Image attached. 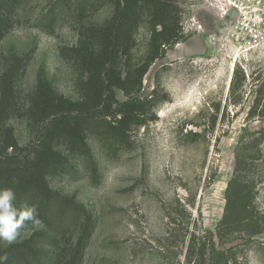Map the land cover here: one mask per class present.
I'll use <instances>...</instances> for the list:
<instances>
[{
	"label": "rangeland",
	"instance_id": "obj_1",
	"mask_svg": "<svg viewBox=\"0 0 264 264\" xmlns=\"http://www.w3.org/2000/svg\"><path fill=\"white\" fill-rule=\"evenodd\" d=\"M69 2L25 0L12 13L0 43V73L13 55L29 57L17 80L21 102L41 73L60 93L81 95L72 63L61 54L79 37ZM182 5L186 38L153 63L140 93L148 97L159 86V96L168 95L156 106V118L134 130L131 145L116 153L88 137L95 176L87 160L71 155L72 169L49 177L53 189L82 203L94 218L80 264H197V255L191 262L186 255L193 233L205 244L206 264L213 246L227 251L230 264H264V233H236L224 245L215 236L239 159V174L249 180L264 216V0ZM117 96L126 99L120 90ZM10 123L27 144L26 118ZM42 228L27 226L17 240Z\"/></svg>",
	"mask_w": 264,
	"mask_h": 264
},
{
	"label": "trees",
	"instance_id": "obj_2",
	"mask_svg": "<svg viewBox=\"0 0 264 264\" xmlns=\"http://www.w3.org/2000/svg\"><path fill=\"white\" fill-rule=\"evenodd\" d=\"M23 1L0 0V43L12 27L13 11ZM186 1L73 0L72 4L68 0L70 13L80 23L79 37L61 54L76 74L81 94L77 99L60 93L41 73L27 101L21 102L17 80L28 68V56L13 55L0 73V189L11 188L18 207L36 205L43 222L42 229L11 246L0 244V255L8 256L5 264L82 262L94 218L82 203L53 189L49 177L72 169L71 155L87 160L95 176L98 164L88 137L116 153L131 145L134 130L156 118V106L168 95L159 96V86L148 97L140 93L153 63L185 40L182 3ZM105 9L109 13L104 18L93 19ZM142 28L145 37L139 43ZM117 90L125 100L118 98ZM16 116L28 123L30 138L25 145L10 123ZM241 162L228 184L224 214L215 232L221 245L231 242L236 233L251 237L264 233V216L257 210L253 188L239 174ZM73 228L79 233L71 232ZM200 239L195 233L189 235L186 255L189 262L197 255V264H206ZM211 251L207 264L232 263L227 251L216 246Z\"/></svg>",
	"mask_w": 264,
	"mask_h": 264
},
{
	"label": "clouds",
	"instance_id": "obj_3",
	"mask_svg": "<svg viewBox=\"0 0 264 264\" xmlns=\"http://www.w3.org/2000/svg\"><path fill=\"white\" fill-rule=\"evenodd\" d=\"M16 194L11 188L0 189V244L11 246L20 236L28 222L37 228L43 227L36 205L27 203L17 206ZM8 260L6 254L0 255V264Z\"/></svg>",
	"mask_w": 264,
	"mask_h": 264
}]
</instances>
